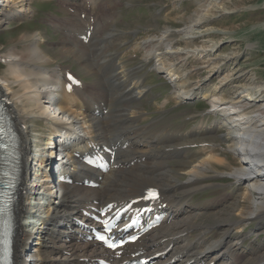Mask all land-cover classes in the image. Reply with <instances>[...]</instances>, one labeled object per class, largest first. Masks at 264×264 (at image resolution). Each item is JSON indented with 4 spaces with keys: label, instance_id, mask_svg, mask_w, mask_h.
<instances>
[{
    "label": "bare ground",
    "instance_id": "6f19581e",
    "mask_svg": "<svg viewBox=\"0 0 264 264\" xmlns=\"http://www.w3.org/2000/svg\"><path fill=\"white\" fill-rule=\"evenodd\" d=\"M32 1L0 0V28L11 20V16L17 18V12H23L18 21L31 16ZM92 1L91 7L87 0H66L71 4H66L68 9L80 7L71 14L74 21L56 16L52 21L62 32L59 43L61 55L73 57L84 74L96 75L94 83L80 81L69 88L66 79L68 67L61 64L51 66L57 58L41 47L44 36L40 31L24 37L22 50L10 48L0 53V61L5 65V72L0 73V93L18 133L24 156L30 147L25 133L29 132L32 123L50 124L48 144H52L46 149L47 156L50 155L48 158H43L44 151L39 154L40 140L35 144V158L39 157L41 167L47 169L43 174L40 171L36 174L42 176L27 180L30 168L27 167L28 160L23 159L22 174L25 178L20 183L16 205L14 264H97L94 258L102 253V249L96 243L75 236L72 244L67 241L68 245L63 240L58 241L60 237L54 233L65 228L70 232L77 231L74 223L76 218L84 219L79 212L82 207L92 208L108 202L121 204L141 197L149 187L157 188L158 203H164L167 220L138 243L126 246L123 255L134 251L151 255L170 248L166 258L158 257L153 264H184L188 260L195 264H238L240 256L233 244L237 242L238 245L242 238L240 228L232 231V227L250 220H257V225L263 226L260 222L264 219V81L251 79L240 85L234 83L226 95L223 87L228 83L229 75L219 78L214 86H203L200 90L199 85L188 86L184 74L177 73L175 67H166L164 55L169 54L166 57L169 59L173 55L184 58V55L194 53L196 57L193 59L196 60L207 50L204 45L193 42L200 36L199 29L212 11L201 7L194 20L178 31L187 44L185 48L171 53L157 52L164 46L172 49L167 38L169 29H165L160 37H148L134 47L142 49L144 62L154 57L155 68L164 69L177 102L194 100L203 91L202 96L209 106L216 109L211 113L221 117L207 122L205 120L209 116H201L196 126L186 131L179 127L156 128L154 122L146 127L139 126L136 121L140 115L132 104L144 94V87L135 75L138 68H126L117 52L105 49L104 41H112L117 33L116 27L103 36L102 20L105 16L100 12L102 0ZM107 2L111 8L109 15L113 16L116 12L114 0ZM221 4L215 2V7L224 10ZM13 10L17 12L10 14ZM75 21L81 24L74 26ZM74 31L77 37L69 36ZM81 35H85L84 40L80 39ZM110 45L113 48L112 43ZM231 57L228 53L221 55L223 60ZM233 75L237 79L243 74L236 70ZM29 118L32 119L31 124L28 123ZM212 135H219L221 139L208 141L206 138ZM233 135H243L245 140L236 144ZM79 136L83 137L80 139ZM190 136H201L203 141L186 154ZM123 142H127L125 147ZM101 144L114 147L109 154L111 167L106 173L81 166L72 155L75 150ZM237 146L243 147L251 158L242 157ZM53 154L63 156L54 159ZM170 157L182 159L176 165L175 173L183 176V180L173 176L174 170L167 165ZM227 167V170L223 169ZM56 169L62 172L72 170L75 182L70 185L60 183ZM220 175L234 180L238 193L231 207L233 213L224 219L220 218L224 212L219 208L225 202V196L202 205L189 204L193 192ZM83 177L93 178L99 183L98 187L89 188L79 183ZM38 186L44 190L32 189ZM22 198L28 199L27 205ZM33 199H38L37 205L31 202ZM34 204L41 211L36 213ZM142 204L140 201L136 206ZM209 214L216 218V222L197 220ZM215 226L221 227L218 228L221 230L218 238H214ZM190 232L194 233V238H190ZM49 243L54 247H49ZM71 259L76 261L69 263Z\"/></svg>",
    "mask_w": 264,
    "mask_h": 264
},
{
    "label": "rangeland",
    "instance_id": "374dc122",
    "mask_svg": "<svg viewBox=\"0 0 264 264\" xmlns=\"http://www.w3.org/2000/svg\"><path fill=\"white\" fill-rule=\"evenodd\" d=\"M215 2L222 3L221 6L223 5L224 10L228 12L221 8H216ZM35 3L37 6L35 8L32 7L33 10L31 9L34 13L22 21H18L17 18L22 16L23 12L20 13L16 10L10 12V14L14 13V11L17 12L15 15L17 18L11 16L10 19L15 21H7L6 25L0 28V53L10 48H17L18 51L22 50L25 44L24 37H29L30 34L40 31L44 36L41 47L49 55L57 58L51 66L56 64L67 66L70 72L77 74L85 82L94 83L96 75L84 74L73 57L61 55L59 51L62 32L53 21H55V16L56 18L67 19L69 22L74 21L73 16L70 17L69 14L72 12L73 7L70 10H67L68 8L66 7V4H71L66 2V0H35ZM87 3L92 7V0H87ZM114 4L116 12L113 16H110V5L107 0H102V10L100 12L105 16L102 20V34L105 37L109 29L116 27L117 33L112 38V41L108 40L107 42V39H105V49L110 52H119L118 55L121 56L122 64L126 68L138 67L135 75L139 77L142 87H144V94L132 103L133 108L140 115L136 121L137 125L146 127L148 123L154 122L156 128H161V126L169 129L179 127L182 131H186L195 127L201 116H209L208 119L205 118L207 122L216 117H221L219 114L214 115L211 113L209 102L202 96L203 91L193 101L177 102L173 98L174 94L171 82H169L170 79L166 80L163 77V73L159 71L163 68H155V59L144 62L142 56L144 53L141 55L142 49L138 50L139 48L134 47L137 43L140 44L143 39L148 37L158 38L164 33L165 29H169L174 31L167 37L171 41L167 42L172 44L169 45L172 46V49L164 46L157 52L164 53L169 51L171 53L173 52L172 50L185 48L187 44L185 40L181 39V34L178 31L194 20L197 14L196 11L201 7L203 9L208 7L212 11L204 19L202 27L199 29L200 36L195 38L193 42L204 45L207 50L202 57L196 60L193 59L196 57L194 53L186 54L184 58L173 55L168 59L166 57L169 54L164 55L165 58L163 59L168 64L166 67H175L177 73L184 74L183 78L188 81V86L199 85L200 90H203L201 89L203 86H214L219 78L229 75L228 83L223 87L226 95L233 89L234 83L240 85L251 81V79L264 81V0H114ZM76 8L79 9L80 7ZM89 11H92L91 8ZM74 23V26L81 24L78 21ZM111 43L113 48L111 45L109 46ZM227 53L232 56L231 59L223 60L221 55ZM4 70L5 65L1 62L0 73H4ZM236 70H241L242 77L234 79L233 73ZM17 104L19 107L21 106L20 103ZM31 120L29 118L28 123L30 122L31 124ZM49 125L46 122L32 123L29 132L25 133L28 142L32 146H34L33 144L36 140H40L39 154L40 151L46 150L48 147ZM206 139L215 142L221 137L212 135ZM202 141L203 137L201 136L188 137L186 154H190L192 149H195ZM34 151L35 149L32 152ZM250 158L248 157V159ZM181 160V158L170 157L167 160L168 164H166L174 170L172 171L174 177L183 180V176L180 177L175 173V167ZM39 163L40 159L36 164L33 161L30 162V178L28 180L32 181L36 176L41 175H36L39 171ZM223 169L227 170L228 167ZM225 176L220 175L216 180H211L208 185L193 192L190 195L189 204L202 205L215 200L221 195L225 196L226 200L219 208L223 210L222 213L224 212L220 218H228V214L233 213L231 207L238 193L235 191V181ZM32 189L37 190V187ZM38 190H44V188L40 186ZM27 200L24 199L23 202H27ZM31 202L37 205L38 199H33ZM61 204L63 203L59 205ZM36 205L34 209L38 213L41 210H38L39 206ZM197 220L205 223L216 222V218L210 214L202 215ZM257 223V220H250L247 223L235 224L232 227V231L240 228L239 234L242 238L238 245L236 244L237 242L234 243L235 245L233 244L235 251L240 256L238 264H241V262L242 264L264 263V219L260 222L263 226H259ZM215 227L217 229L213 230L215 232L214 237L218 238L221 235V230H218V228L221 227ZM49 230L51 231V228ZM66 233H68V236L71 235L68 241L72 244L75 234H71L67 228L63 229L62 232L54 233V236L57 234L60 237L58 241L63 240L64 243L69 245L65 240L67 237ZM189 234L190 238L195 237L194 233L190 232ZM48 246L54 247L51 243ZM75 261V259H71L69 263Z\"/></svg>",
    "mask_w": 264,
    "mask_h": 264
},
{
    "label": "snow or ice",
    "instance_id": "6c2138e0",
    "mask_svg": "<svg viewBox=\"0 0 264 264\" xmlns=\"http://www.w3.org/2000/svg\"><path fill=\"white\" fill-rule=\"evenodd\" d=\"M153 195H154V194H153ZM100 239H101V240H103V239H104V237H100ZM110 246H111V245H110Z\"/></svg>",
    "mask_w": 264,
    "mask_h": 264
}]
</instances>
